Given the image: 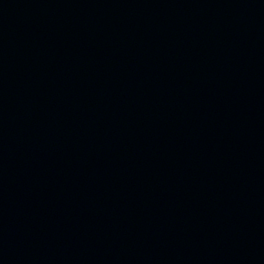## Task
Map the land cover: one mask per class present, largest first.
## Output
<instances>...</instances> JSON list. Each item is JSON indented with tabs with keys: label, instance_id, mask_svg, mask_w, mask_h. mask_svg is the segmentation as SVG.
<instances>
[{
	"label": "water",
	"instance_id": "1",
	"mask_svg": "<svg viewBox=\"0 0 264 264\" xmlns=\"http://www.w3.org/2000/svg\"><path fill=\"white\" fill-rule=\"evenodd\" d=\"M0 264H264V0H0Z\"/></svg>",
	"mask_w": 264,
	"mask_h": 264
}]
</instances>
